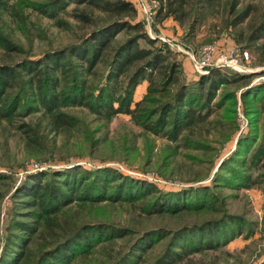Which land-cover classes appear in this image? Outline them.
Segmentation results:
<instances>
[{
  "label": "trees",
  "instance_id": "trees-1",
  "mask_svg": "<svg viewBox=\"0 0 264 264\" xmlns=\"http://www.w3.org/2000/svg\"><path fill=\"white\" fill-rule=\"evenodd\" d=\"M149 1L158 2V21L171 18L184 26L192 16L186 40L206 13H222L223 29H235L250 16L252 8L250 4L240 6L239 0ZM27 9L52 20L57 27L71 26L63 19L70 15L82 29L75 33L76 40L52 48L41 57L26 55L13 61L11 54L22 49L0 24V124L40 113L39 119L45 120L49 131L80 132L95 147L100 142L93 138L95 130L115 116L126 115L146 132L173 143L183 140L185 148L208 153L215 169L218 164L213 162V155H217V149L208 141L183 139L181 134L193 130L214 107L221 108L228 102L220 137L224 143L234 139L238 130L237 94L227 91L214 99L222 87L249 80L239 94L248 129L238 135L235 148L219 162L209 183L163 190L144 177L110 165L92 169L72 165L29 173L13 193L0 264H78L98 246L127 235L131 238L121 249L99 264H137L139 253L161 241L165 246L153 264H170L181 256L225 246L242 235L247 222L228 211L225 194L229 193L224 191L235 195L264 181V129L261 133L256 129L264 110V81L253 83L257 74L220 67L188 79L174 49L151 37L145 22L137 19L133 0H0V16L6 14L17 26L29 20ZM233 33L240 49H254L259 63L264 64V40L259 43L264 39V11L250 18L245 29ZM143 82H147L146 92L136 100V89ZM73 107L86 109L98 127L91 130L87 123L78 124V119L65 111ZM19 129L25 135L26 147L38 148V131L29 124ZM177 147L166 148L163 160L169 161ZM136 202L147 214L189 213L201 219L175 229L158 227L134 233L113 222L104 206H95Z\"/></svg>",
  "mask_w": 264,
  "mask_h": 264
},
{
  "label": "rangeland",
  "instance_id": "rangeland-1",
  "mask_svg": "<svg viewBox=\"0 0 264 264\" xmlns=\"http://www.w3.org/2000/svg\"><path fill=\"white\" fill-rule=\"evenodd\" d=\"M240 6L251 5L250 16L235 29L246 27L252 17H259L264 11V0H239ZM157 1L133 0L138 15L137 19L145 22V28L151 37L159 38L168 43L174 49L177 59L181 62L184 74L190 80L198 76L190 59V54L198 55V50L204 45L215 44L214 61L222 55L237 57V51L232 48H240L233 41L235 29H223L222 13H206L204 18L199 19L189 39L186 40L185 33L189 32V23L192 16L187 17L185 25H179L173 19L164 21L156 20L155 15L158 9ZM70 6L68 9H72ZM194 10L190 15H193ZM29 20L24 26H17L6 14L0 16V24L4 25L5 32L17 42L22 51L11 54L12 60L16 61L24 56L31 58L41 57L46 51L55 47L63 46L75 39V33H80V26L70 15H64V20L71 26L57 27L54 22L29 9L26 10ZM83 31V30H82ZM264 39L259 41L261 43ZM227 51L232 53L227 54ZM249 53V62L245 63L244 74H257L254 82L264 81V64L259 63V55L254 49H244ZM11 60V61H12ZM229 70L231 68L227 67ZM210 69V68H209ZM208 69V70H209ZM207 70V69H206ZM205 72V69H203ZM251 80V79H250ZM241 80L233 85L219 89L214 101L220 98V94L227 91H234L237 94L236 124L238 130L234 139L221 142L220 134L223 132L222 124L225 123L224 111L228 102L221 108L214 107V110L205 117L203 121H197L193 130L181 134L183 139L192 141L210 142L217 155L213 162H219L235 148L236 138L245 129H248V119L242 111L240 91L243 90L246 82ZM147 82L138 86L135 99H139L146 92ZM215 103V102H213ZM66 112L78 119V124L87 123L89 129H95L99 123L94 120L93 115L83 108H67ZM40 113H32L22 117H15L13 121H3L0 124V250L6 235L8 218L14 205L13 193L29 173L61 169L72 165H80L89 169L100 165H110L122 172L130 173L136 177H144L147 181L158 186L160 189H179L181 186L209 183L213 169L209 163L210 155H205L203 150L185 148L183 140L170 142L163 136H156L144 131L135 125L128 116L118 115L102 126L99 131L94 132L93 138L98 142L91 147L89 142L84 140L82 133H60L54 134L47 128L45 120L39 119ZM29 124L38 131L39 142L35 150L28 149L25 144V135L19 126ZM257 131L261 133L264 129V110L258 122ZM176 148V154L169 161L163 160L164 150L168 147ZM132 150V151H131ZM168 149V151H170ZM201 159H198V158ZM222 157V158H221ZM228 211L245 218L246 225L242 235L236 237L225 246L216 249L203 250L186 256L178 257L170 264H260L264 262V181L259 187L249 190L235 192L225 190ZM104 206L105 212L116 224L125 226L137 233L139 230L151 228L175 229L185 224H192L197 219L195 214L181 213L178 215L169 214H147L140 210V202L135 204L122 205H95ZM79 209V208H77ZM84 215H87V212ZM95 212L91 215L94 216ZM97 217H95L96 219ZM131 238L127 235L106 242L98 246L93 254H88L86 259L78 264H99L103 259L114 254ZM36 243L32 244V247ZM165 241L153 244L147 250L138 254L137 264H153L161 255ZM31 247V248H32Z\"/></svg>",
  "mask_w": 264,
  "mask_h": 264
},
{
  "label": "built area",
  "instance_id": "built-area-1",
  "mask_svg": "<svg viewBox=\"0 0 264 264\" xmlns=\"http://www.w3.org/2000/svg\"><path fill=\"white\" fill-rule=\"evenodd\" d=\"M154 2V1H152ZM157 4V2H155ZM158 7V6H157ZM216 46L213 43L204 45L197 52L198 55L190 54V59L193 64L194 69L198 71L199 74H205L209 72V68L220 67V68H231L233 71L238 73L246 72L244 66L245 63L249 62V53L247 51L241 50L240 48H232V50L237 51L236 56L222 55L221 58H218L214 61V50ZM232 53V51H227V54ZM205 69V72H203ZM207 69V70H206Z\"/></svg>",
  "mask_w": 264,
  "mask_h": 264
},
{
  "label": "crops",
  "instance_id": "crops-1",
  "mask_svg": "<svg viewBox=\"0 0 264 264\" xmlns=\"http://www.w3.org/2000/svg\"><path fill=\"white\" fill-rule=\"evenodd\" d=\"M147 84V83H146ZM141 85V84H140ZM146 87V86H145ZM138 88V87H137ZM137 100V99H136Z\"/></svg>",
  "mask_w": 264,
  "mask_h": 264
}]
</instances>
